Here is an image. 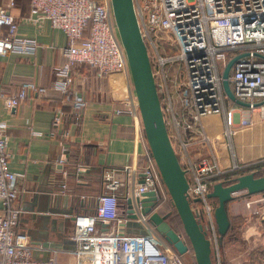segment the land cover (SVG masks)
<instances>
[{
	"label": "built area",
	"instance_id": "1",
	"mask_svg": "<svg viewBox=\"0 0 264 264\" xmlns=\"http://www.w3.org/2000/svg\"><path fill=\"white\" fill-rule=\"evenodd\" d=\"M13 0L8 2L12 5ZM134 14L149 59L157 91L163 122L173 151L187 179V198L192 211L201 219L209 239L212 264H220L217 231L212 216L213 198L207 197L210 175L221 173L209 146L202 119L211 113H220L223 134L229 138L237 126L250 123L249 116L241 117L238 109L254 112L264 120V0H132ZM29 13L33 19L47 18L51 25L62 29L67 42L61 47L66 60L51 67L54 78L51 87L71 101V114L79 118L85 104L77 93L69 94L70 66L73 62L94 67L97 75L119 70L128 75L120 38L115 31V20L110 0H30ZM89 27L87 36L83 35ZM35 38L20 36L17 21L5 6H0V55L7 52L33 53ZM246 51L231 64L227 75L234 97L245 106L225 105L228 99L221 87L220 72L227 52ZM233 53V54H234ZM45 85L31 80L19 82L12 94L0 92V101L8 110L14 109L32 93L44 94ZM31 94H30V92ZM229 100V99H228ZM124 110L132 117L136 129H141L136 99L127 84V95L122 101ZM62 112L53 116V125L61 122ZM7 123L0 119V264H189L188 250L177 252L170 243L139 212L134 197L145 190L158 192L160 178L147 151L143 160L131 161L120 167L119 175L109 171L102 175L103 186L95 196V205L74 213L71 240L73 245L53 244L46 258L32 255L31 245L18 240L15 228L21 207L17 205L19 180L24 171L8 168ZM34 133L31 124L28 125ZM137 135L139 134L136 132ZM141 134L142 129H141ZM63 137L67 136L65 130ZM173 144V145H172ZM61 145H66L61 142ZM205 146V154L193 151ZM228 147L229 143H228ZM194 152V153H193ZM65 161L64 156L57 162ZM244 165L234 160L228 169ZM74 171V183L86 180ZM68 169L63 170V174ZM66 193V183L60 184ZM131 198L135 220L143 229L126 230L113 219L126 214L125 203L117 194ZM79 197L84 198L83 191ZM241 196L244 208L264 215V189ZM197 197L196 201L192 198ZM127 216V215H126ZM229 264H236L231 262ZM254 264H264V253Z\"/></svg>",
	"mask_w": 264,
	"mask_h": 264
},
{
	"label": "crops",
	"instance_id": "2",
	"mask_svg": "<svg viewBox=\"0 0 264 264\" xmlns=\"http://www.w3.org/2000/svg\"><path fill=\"white\" fill-rule=\"evenodd\" d=\"M9 1L0 0V6L14 16L18 35L35 38L38 44L33 53L0 55V92L12 94L22 80L47 87L44 94L32 93V99H24L14 109L8 110L0 101V119L7 123L8 168L25 172L18 183L16 203L21 211L15 236L31 245L34 257L46 258L53 244L73 245L74 213L94 207L95 196L103 186V173L109 171L118 176L123 164L143 160L148 148L141 129L135 128L122 104L127 84L132 87L129 74L114 70L99 76L94 67L73 62L69 94L77 93L85 101L79 118L75 119L70 99L51 87L54 78L51 67L66 60L61 52L67 42L64 31L51 25L47 18L33 19L29 13L30 0H13L12 5H8ZM58 111L62 112L61 122L55 126L53 116ZM238 111L241 117L249 116L250 123L237 126L229 138L223 134L220 113L207 114L202 119L210 149L223 171L232 160L248 165L264 159V120L254 112ZM29 124L34 133L30 132ZM63 130L67 133L65 137L61 135ZM205 149L197 146L193 151L203 155ZM60 156L65 157L62 163L57 162ZM78 166L83 167L79 174L86 181L77 185L73 178ZM64 169L68 173L63 174ZM62 182L68 188L66 193L61 191ZM81 191L84 198L79 197ZM121 191L123 187L118 195ZM225 209L226 213L238 214L240 220L237 235L221 239L220 264H254L264 253V215L244 208L238 195L225 203ZM115 222L126 230L143 229L139 221L126 214ZM256 249L260 251L252 252Z\"/></svg>",
	"mask_w": 264,
	"mask_h": 264
},
{
	"label": "water",
	"instance_id": "3",
	"mask_svg": "<svg viewBox=\"0 0 264 264\" xmlns=\"http://www.w3.org/2000/svg\"><path fill=\"white\" fill-rule=\"evenodd\" d=\"M110 3L149 154L170 202L179 216L195 264H212L209 239L205 235L201 219L189 206L186 193L187 179L173 151L163 122L149 57L139 32L132 0H110ZM245 54L246 51H241L229 56L220 72L223 92L230 101L242 106H245L246 102L234 97L228 84L227 75L232 62ZM240 189H245L247 194L262 191L264 189V171L259 176H254L252 171L238 174L227 184H223L220 180L211 183L206 195L216 200L212 207V216L218 238H221L228 225L224 203L232 198L233 191ZM157 198L158 192L150 189L139 193L134 197V200L139 205V212L146 215L153 227L177 252L188 250L183 237L169 224L166 217L167 212L160 213L156 209H152ZM192 200L196 201L197 197ZM124 203L126 215L135 217L136 213L132 210L129 196L124 199Z\"/></svg>",
	"mask_w": 264,
	"mask_h": 264
},
{
	"label": "trees",
	"instance_id": "4",
	"mask_svg": "<svg viewBox=\"0 0 264 264\" xmlns=\"http://www.w3.org/2000/svg\"><path fill=\"white\" fill-rule=\"evenodd\" d=\"M88 32H89V27L87 26L83 31V35L87 36ZM233 53H234V51H231V50L228 51L227 57L233 55ZM260 57L262 59H264V53ZM149 61L151 64V59H149ZM197 146L202 147V145H197ZM247 171H252L254 176L261 175L264 171V159L254 161V162H252L248 165H244L238 169H227L225 171H222L219 174L210 175L209 177H207V179L209 181H211V183L216 181V180H220L223 184H227V183H230L236 175L247 172ZM117 198H118L120 204L122 202H124V198L122 195L117 194ZM212 201L215 204V202H216L215 198H213ZM226 202L227 201H225V203ZM225 203H224V205H225ZM159 207H161V208L159 209ZM152 209H156L158 212L160 211V213L167 212V219H168L169 224L172 226V228L175 231H177L183 237L184 241L187 244L188 251L190 252L191 257H192L191 247L189 245V241L186 237V234L183 230L179 216H178L175 208L172 206L170 199H169V196H168V194H167V192H166L161 181H160V186L158 187V198H157L154 206L152 207ZM227 218H228V225L226 227V230L223 233V235L221 236V238H218V241H217L218 249L220 246L221 239H230V238L235 237V235H237L238 223L240 220V216L238 214L227 213ZM257 250L260 251V249H256V250H252V252H256ZM261 252H263V251L261 250ZM189 264H195L193 257H192V260Z\"/></svg>",
	"mask_w": 264,
	"mask_h": 264
},
{
	"label": "rangeland",
	"instance_id": "5",
	"mask_svg": "<svg viewBox=\"0 0 264 264\" xmlns=\"http://www.w3.org/2000/svg\"><path fill=\"white\" fill-rule=\"evenodd\" d=\"M115 31H116V34H117V28H116V26H115ZM225 105H226V106H227V105L234 106L235 103L232 102V101H230V100H228V99H225ZM172 145H173V144H172Z\"/></svg>",
	"mask_w": 264,
	"mask_h": 264
},
{
	"label": "bare ground",
	"instance_id": "6",
	"mask_svg": "<svg viewBox=\"0 0 264 264\" xmlns=\"http://www.w3.org/2000/svg\"><path fill=\"white\" fill-rule=\"evenodd\" d=\"M115 220H116V219H113L112 222L115 223Z\"/></svg>",
	"mask_w": 264,
	"mask_h": 264
},
{
	"label": "flooded vegetation",
	"instance_id": "7",
	"mask_svg": "<svg viewBox=\"0 0 264 264\" xmlns=\"http://www.w3.org/2000/svg\"><path fill=\"white\" fill-rule=\"evenodd\" d=\"M167 217V216H166Z\"/></svg>",
	"mask_w": 264,
	"mask_h": 264
}]
</instances>
